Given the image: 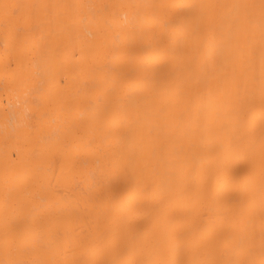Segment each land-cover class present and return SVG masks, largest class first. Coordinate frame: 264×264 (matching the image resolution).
I'll return each mask as SVG.
<instances>
[{
	"label": "bare ground",
	"instance_id": "1",
	"mask_svg": "<svg viewBox=\"0 0 264 264\" xmlns=\"http://www.w3.org/2000/svg\"><path fill=\"white\" fill-rule=\"evenodd\" d=\"M0 264H264V0H0Z\"/></svg>",
	"mask_w": 264,
	"mask_h": 264
}]
</instances>
